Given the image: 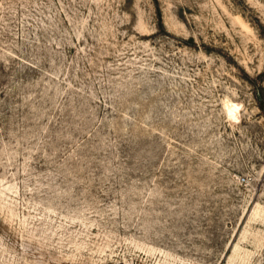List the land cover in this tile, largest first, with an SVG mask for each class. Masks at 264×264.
<instances>
[{"label": "rangeland", "instance_id": "374dc122", "mask_svg": "<svg viewBox=\"0 0 264 264\" xmlns=\"http://www.w3.org/2000/svg\"><path fill=\"white\" fill-rule=\"evenodd\" d=\"M0 264H264V0H0Z\"/></svg>", "mask_w": 264, "mask_h": 264}]
</instances>
